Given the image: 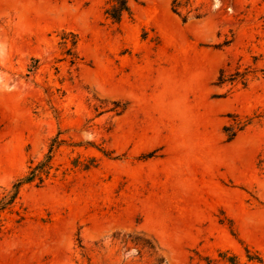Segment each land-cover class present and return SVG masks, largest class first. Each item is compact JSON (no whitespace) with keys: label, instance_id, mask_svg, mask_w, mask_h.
Here are the masks:
<instances>
[{"label":"rangeland","instance_id":"obj_1","mask_svg":"<svg viewBox=\"0 0 264 264\" xmlns=\"http://www.w3.org/2000/svg\"><path fill=\"white\" fill-rule=\"evenodd\" d=\"M107 1L0 0V264L264 262V0Z\"/></svg>","mask_w":264,"mask_h":264},{"label":"trees","instance_id":"obj_2","mask_svg":"<svg viewBox=\"0 0 264 264\" xmlns=\"http://www.w3.org/2000/svg\"><path fill=\"white\" fill-rule=\"evenodd\" d=\"M132 1L133 0H108L107 7L105 9V14L107 18H109L115 24H120L125 15H132ZM177 6H178V3L176 0H174L173 9L175 12H177L178 10ZM186 19L187 17H184V20ZM70 34L74 36V39L72 40V45L76 46L79 40L78 36L71 32ZM68 52L72 54L71 48L68 50ZM71 62L72 64H74L75 59L72 58ZM247 74H248V71L241 72L238 69L229 74H226L225 70H221L216 83L219 85L227 84V83L234 84L238 81H241L242 84L246 86L247 85V77H246ZM233 135L232 136L230 135L228 137V140H232ZM62 142L63 140H59L58 136L53 138L49 146L48 152L45 154V156L37 162L32 161L26 174L18 178L13 183L11 189L3 192V195L0 197V216L7 209H10L15 205L16 199L18 198L19 192L23 185L36 182L37 186H41L45 183V180L50 176L51 171L53 169V157H54L55 148H57ZM153 155H154L153 152L147 154L148 157L153 156ZM21 219H23V217ZM246 251L248 253L247 256H248L249 261L255 262L254 264L264 263L263 259L260 256L252 255L251 250L248 247L246 248ZM222 258L225 259L226 261H229L230 264H238V261H236L235 256L226 257L225 255H223Z\"/></svg>","mask_w":264,"mask_h":264}]
</instances>
